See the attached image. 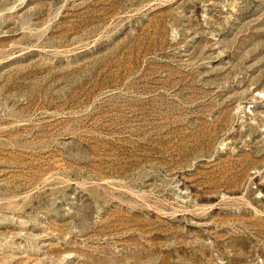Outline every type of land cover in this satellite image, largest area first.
I'll use <instances>...</instances> for the list:
<instances>
[{
	"label": "rangeland",
	"instance_id": "obj_1",
	"mask_svg": "<svg viewBox=\"0 0 264 264\" xmlns=\"http://www.w3.org/2000/svg\"><path fill=\"white\" fill-rule=\"evenodd\" d=\"M0 264H264V0H0Z\"/></svg>",
	"mask_w": 264,
	"mask_h": 264
}]
</instances>
